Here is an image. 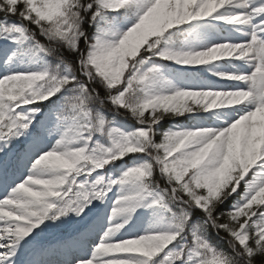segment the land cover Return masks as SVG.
I'll use <instances>...</instances> for the list:
<instances>
[{
    "label": "snow or ice",
    "instance_id": "6c2138e0",
    "mask_svg": "<svg viewBox=\"0 0 264 264\" xmlns=\"http://www.w3.org/2000/svg\"><path fill=\"white\" fill-rule=\"evenodd\" d=\"M0 264H264V0H0Z\"/></svg>",
    "mask_w": 264,
    "mask_h": 264
},
{
    "label": "trees",
    "instance_id": "16d2710c",
    "mask_svg": "<svg viewBox=\"0 0 264 264\" xmlns=\"http://www.w3.org/2000/svg\"><path fill=\"white\" fill-rule=\"evenodd\" d=\"M183 121H178V123H182Z\"/></svg>",
    "mask_w": 264,
    "mask_h": 264
}]
</instances>
